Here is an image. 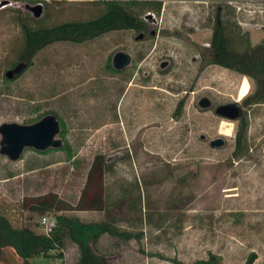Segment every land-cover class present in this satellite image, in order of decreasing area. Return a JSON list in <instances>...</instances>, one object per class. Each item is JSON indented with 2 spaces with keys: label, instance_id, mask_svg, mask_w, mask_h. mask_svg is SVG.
<instances>
[{
  "label": "rangeland",
  "instance_id": "rangeland-1",
  "mask_svg": "<svg viewBox=\"0 0 264 264\" xmlns=\"http://www.w3.org/2000/svg\"><path fill=\"white\" fill-rule=\"evenodd\" d=\"M102 1L0 0V125H31L50 114L64 125L62 134L59 122L55 137L60 147H25L15 161L0 152V210L40 233L41 217L53 214L21 211L19 203L55 193L65 205H76L101 155L108 167L106 208L62 212L132 233L126 241L101 236L98 252L108 264L191 262L209 251L224 264H244L250 253L256 255L253 264H264V103L243 106L255 90L253 80L208 63L207 50L216 19L236 50L259 44L264 0H129L138 4L144 30L55 42L21 75L6 79L22 42L18 17L42 25L85 20L102 11ZM37 4L41 13L35 17ZM120 51L130 61L116 72L112 58ZM202 98L210 106H200ZM230 102L248 121L239 158L232 155L239 119L214 113ZM218 137L224 144L211 147ZM57 253L62 258L35 256L29 262L76 264L74 244Z\"/></svg>",
  "mask_w": 264,
  "mask_h": 264
},
{
  "label": "trees",
  "instance_id": "trees-1",
  "mask_svg": "<svg viewBox=\"0 0 264 264\" xmlns=\"http://www.w3.org/2000/svg\"><path fill=\"white\" fill-rule=\"evenodd\" d=\"M102 4L103 9L98 15L85 20L42 25L41 20L18 17L22 42L17 52V63H25L26 69L39 51L55 42L83 43L111 31L145 29L136 2L103 0ZM231 37L224 22L216 19L207 47L208 63L217 64L252 79L255 90L244 96L242 105L249 107L262 104L264 103V38L252 47L247 43L240 51L235 49ZM114 71L119 72L116 69ZM183 106L184 99H181L177 103L176 114H180ZM59 122L60 133L63 134L64 125L62 121ZM247 126L246 113L242 112L232 153L236 158H239L246 149ZM107 170L103 156L97 155L88 170L86 185L74 206L67 203L65 205L55 193L33 196L19 203L21 211L53 214L55 226L49 234L37 233L21 223L18 224L0 210V264H30L29 260L35 256L62 258L61 253L53 255L52 252L63 250L67 243L76 246V264H108L105 256L98 252L101 236L106 234L120 241H126L133 237L132 233L119 230L110 221H84L77 216L62 212L67 209L104 210L106 202L103 195V180ZM255 259V253H250L244 264H253ZM169 261L172 264H224L221 256L211 251L205 258L191 262L176 258H170Z\"/></svg>",
  "mask_w": 264,
  "mask_h": 264
},
{
  "label": "water",
  "instance_id": "water-1",
  "mask_svg": "<svg viewBox=\"0 0 264 264\" xmlns=\"http://www.w3.org/2000/svg\"><path fill=\"white\" fill-rule=\"evenodd\" d=\"M33 15L39 16L41 13V5L37 4L32 8ZM139 35L137 38H139ZM130 57L125 52H117L112 58V66L116 70H121L128 65ZM164 66V65H161ZM26 67L23 62L17 63L12 69L5 72L6 79L10 80L14 76L21 74ZM202 107L210 106L207 98L199 101ZM215 115L228 119L237 120L242 115V111L236 102L217 105L214 108ZM0 133L2 135V147L0 152L5 154L10 160H17L25 147H32L37 150H44L49 147H60L61 141L56 139L59 133V122L54 115H46L41 120L31 125H20L17 123H4L0 125ZM211 147H220L224 144L222 138H216L210 141Z\"/></svg>",
  "mask_w": 264,
  "mask_h": 264
},
{
  "label": "built area",
  "instance_id": "built-area-1",
  "mask_svg": "<svg viewBox=\"0 0 264 264\" xmlns=\"http://www.w3.org/2000/svg\"><path fill=\"white\" fill-rule=\"evenodd\" d=\"M39 224H41L40 225V228L42 229L41 232L44 234H49L52 231L53 227L55 226V220L52 218L50 219L46 215H43L41 217V221Z\"/></svg>",
  "mask_w": 264,
  "mask_h": 264
}]
</instances>
